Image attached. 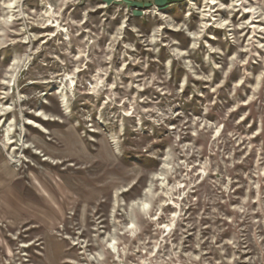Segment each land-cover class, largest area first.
I'll list each match as a JSON object with an SVG mask.
<instances>
[{"label": "rangeland", "instance_id": "rangeland-1", "mask_svg": "<svg viewBox=\"0 0 264 264\" xmlns=\"http://www.w3.org/2000/svg\"><path fill=\"white\" fill-rule=\"evenodd\" d=\"M0 264H264V0H0Z\"/></svg>", "mask_w": 264, "mask_h": 264}, {"label": "bare ground", "instance_id": "bare-ground-1", "mask_svg": "<svg viewBox=\"0 0 264 264\" xmlns=\"http://www.w3.org/2000/svg\"><path fill=\"white\" fill-rule=\"evenodd\" d=\"M6 8H14V4L13 3H9Z\"/></svg>", "mask_w": 264, "mask_h": 264}]
</instances>
